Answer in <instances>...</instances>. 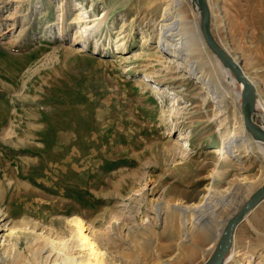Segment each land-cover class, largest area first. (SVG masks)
<instances>
[{
    "label": "rangeland",
    "instance_id": "1",
    "mask_svg": "<svg viewBox=\"0 0 264 264\" xmlns=\"http://www.w3.org/2000/svg\"><path fill=\"white\" fill-rule=\"evenodd\" d=\"M169 1L0 0V208L12 224L26 219L63 234L79 217L91 242L104 234L112 254L138 264H192L181 255L190 249L198 252L193 264L211 256L227 220L255 190L239 189L235 200L248 199L234 213L207 214L186 237L185 252L178 210L158 216L154 204L222 202L229 187L264 178V155L225 153L241 111L231 101L218 105L200 79L159 49ZM216 1L211 33L259 83L253 121L264 129V110L256 109L264 103V0ZM82 10L91 24L105 16L97 30L69 23ZM198 23L220 70L200 9ZM27 240L19 235L22 248ZM229 252L234 261L226 264H264V198L236 226ZM74 253L98 263L86 248Z\"/></svg>",
    "mask_w": 264,
    "mask_h": 264
},
{
    "label": "bare ground",
    "instance_id": "2",
    "mask_svg": "<svg viewBox=\"0 0 264 264\" xmlns=\"http://www.w3.org/2000/svg\"><path fill=\"white\" fill-rule=\"evenodd\" d=\"M209 5L208 7L210 19L211 13H214L216 19H218L219 7L217 6V1L213 0V5ZM198 6L199 4L195 1L193 3L189 0H170L169 3L162 8V17L158 23L160 28L158 47L161 51H164V53L170 56L169 59H171L170 62L172 65H174L175 67H183V69H185L188 74H194L198 80L200 79L207 91L210 93L212 99H214V101L218 105L231 101L235 108L238 111H241V114L243 116L240 97H242L243 103V90L245 84L243 81H239L236 75L227 66L224 65L221 58L211 51L216 56L215 61L219 64L220 70L214 65L213 59L207 53L204 42L201 40L202 38L199 34L198 18L199 9L201 13V8L199 7L198 9ZM89 17L90 15H87V11L82 10L78 11L74 17L68 18V20L71 24L85 22L87 24L85 27L87 28V30L88 28L97 30L105 19V16H103L99 18V21L97 23L91 24L87 20ZM57 20H62V17L58 15ZM219 23L222 22L219 20ZM75 35L82 36V39H85L86 37L84 36V33L80 32L79 30H77ZM121 45H123V42L121 43L119 41L116 47H119ZM219 47L225 52L226 56H228L232 60L234 65L239 67L244 81H246V83L251 87L250 89L253 91V120V112L256 103V92L260 89L259 83L251 75H248V78L241 64L238 63L239 61L233 59L221 46ZM224 48L227 49L226 47ZM198 69H200V71ZM150 75H155V72H152ZM221 76L224 78V80L221 78ZM235 79L242 86L240 90L235 89ZM260 102L261 101H258L257 104H259ZM256 109L260 111L264 110V103H261L259 106L257 105ZM241 114L237 115L234 128L230 133L227 134L225 142L223 143L225 153L231 156H235L242 151H248L249 153L257 155L259 158H262L264 155V142L254 138L252 134L247 131L244 116L242 118ZM261 129L264 131L263 128ZM262 184H264V178H262L259 183L253 182L246 184L243 182L239 185H235L234 187H229L228 196L224 195L222 199L224 197L225 198L222 202H219L220 199H218L217 197H211V200L207 199L205 200V203L203 202L200 205L194 206L178 204L170 206L161 201H157L154 206L156 211L158 212V216H161L163 210L171 208L172 206L173 208H176L178 210L181 218L182 231L185 234L184 239L180 240L179 245L181 248V252H185L184 248L187 247V242L189 241V239H186V237H188L190 233L194 232V230L199 227L202 219L207 214H212L213 216L217 217L219 215L218 212L223 207L232 208V213H234L238 206L243 201H246L248 199V197L244 198L243 200L241 199L242 201L240 203L238 202V200H235V198L238 196L237 193L239 189L244 188L245 185L248 186L250 188L248 193L249 196L254 190L256 191L259 186H262ZM240 208L238 209V211L240 210ZM237 212L234 215H236ZM247 213L245 214V216L247 215ZM189 214L193 215L191 220L187 219V216ZM231 218H229L227 222ZM67 226L68 233L64 232L63 234H60L55 233L52 230L42 231L41 227L37 223H31L26 219H23L21 224H16V222H13L12 224V222H10L8 218V214L6 213V211L4 212L3 209L0 208V264H94L91 263V261L88 259H80V257L74 253L77 248L88 249L89 253L93 255L90 259H96L98 262L96 264H138L135 259L131 260L129 257L123 256L122 253H116L113 251L112 254V251L109 249L110 245L108 243V238H106L104 234L95 233L96 240L91 242L89 234H87L88 227L79 217H73L68 220ZM21 234H24L28 239L27 244L24 248H22L19 243V235ZM221 237L215 247V250L203 264H226L230 261H234L233 252L228 253L232 243L227 251H225L224 246L219 250L217 249ZM25 249H27L31 253V257H29ZM188 252L189 253H187L186 251L185 254H181L184 255L183 262L191 263L193 261L194 263L195 260L193 259H196L198 252L195 249H190ZM144 259H146V261H141V263L139 262V264L178 263L177 260L163 263L161 261L163 260L162 258H157V260L154 262H147V259L149 258Z\"/></svg>",
    "mask_w": 264,
    "mask_h": 264
},
{
    "label": "water",
    "instance_id": "3",
    "mask_svg": "<svg viewBox=\"0 0 264 264\" xmlns=\"http://www.w3.org/2000/svg\"><path fill=\"white\" fill-rule=\"evenodd\" d=\"M199 4V7L201 8V28L204 35V38L211 49V51L219 56L221 60L223 61L224 65L227 66L237 77L239 81L244 82V90H243V103H242V110H243V116L245 121V126L248 132L252 134V136L258 140H261L264 142V131L254 123L252 120V109L254 106V95L253 91L250 89L251 87L244 81V78L241 75V71L239 67L234 65L232 60L226 56L225 52L218 46V44L215 42V39L213 38L211 34V19H210V13H209V7L206 0H194ZM264 197V184L260 186L247 200L243 206L240 208V210L237 212L236 215H234L228 222L227 225L223 231L220 243L218 245V250L224 246L225 251L228 250L229 246L232 243V236L234 228L237 224L240 223V221L243 219L245 214L251 210L262 198Z\"/></svg>",
    "mask_w": 264,
    "mask_h": 264
}]
</instances>
